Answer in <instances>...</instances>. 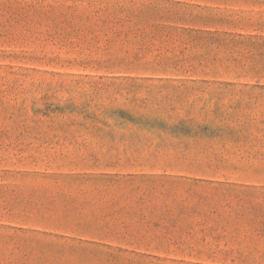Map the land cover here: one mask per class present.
Returning <instances> with one entry per match:
<instances>
[{
  "label": "rangeland",
  "instance_id": "374dc122",
  "mask_svg": "<svg viewBox=\"0 0 264 264\" xmlns=\"http://www.w3.org/2000/svg\"><path fill=\"white\" fill-rule=\"evenodd\" d=\"M0 264H264V0H0Z\"/></svg>",
  "mask_w": 264,
  "mask_h": 264
}]
</instances>
